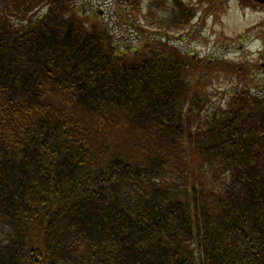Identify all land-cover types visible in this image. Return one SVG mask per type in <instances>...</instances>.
I'll return each mask as SVG.
<instances>
[{"label":"trees","instance_id":"16d2710c","mask_svg":"<svg viewBox=\"0 0 264 264\" xmlns=\"http://www.w3.org/2000/svg\"><path fill=\"white\" fill-rule=\"evenodd\" d=\"M156 5L126 46L77 0H0V264H264V79L202 100L209 60L165 41L193 7Z\"/></svg>","mask_w":264,"mask_h":264},{"label":"rangeland","instance_id":"374dc122","mask_svg":"<svg viewBox=\"0 0 264 264\" xmlns=\"http://www.w3.org/2000/svg\"><path fill=\"white\" fill-rule=\"evenodd\" d=\"M116 1L77 0L85 10H91L88 17L105 16L114 33L115 42L126 46L139 44V40L135 39L142 35L135 28L139 24L138 20L145 26L143 35L152 32L154 36L163 30L162 24L167 26L162 14L155 11L156 4H162L163 0L153 5L154 13L151 15L146 14L145 3L141 5V11H134L130 15L132 24H124L117 19ZM182 1L193 7L194 17L182 30L168 28L174 33L169 31L165 41L192 54L197 61H204L205 66L206 60H209L210 73L200 79L204 91L202 100L204 98V101H211L223 108L233 89H256L259 81L264 79V7H254L248 0ZM163 35L161 32L155 37ZM193 59L190 57L191 64ZM195 79L196 76L190 80L194 82Z\"/></svg>","mask_w":264,"mask_h":264},{"label":"flooded vegetation","instance_id":"af4514ba","mask_svg":"<svg viewBox=\"0 0 264 264\" xmlns=\"http://www.w3.org/2000/svg\"><path fill=\"white\" fill-rule=\"evenodd\" d=\"M248 1L254 7H264V4H259L258 2L254 1V0H248Z\"/></svg>","mask_w":264,"mask_h":264},{"label":"water","instance_id":"95a60500","mask_svg":"<svg viewBox=\"0 0 264 264\" xmlns=\"http://www.w3.org/2000/svg\"><path fill=\"white\" fill-rule=\"evenodd\" d=\"M256 1H258V2H260V3H264V0H256Z\"/></svg>","mask_w":264,"mask_h":264}]
</instances>
